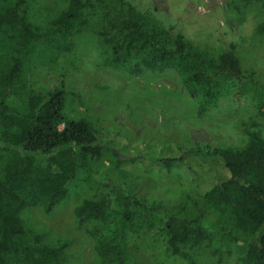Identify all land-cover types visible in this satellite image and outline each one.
Masks as SVG:
<instances>
[{"label": "trees", "instance_id": "trees-1", "mask_svg": "<svg viewBox=\"0 0 264 264\" xmlns=\"http://www.w3.org/2000/svg\"><path fill=\"white\" fill-rule=\"evenodd\" d=\"M243 16L257 5L264 36V0H232ZM90 45L107 69L129 76L173 74L204 118L240 94L254 106L243 146L140 147L86 116L66 114L68 91L29 87L30 68ZM264 81L242 65L236 46L212 50L166 26L131 0H0V264H67L70 241L38 229L37 211L51 215L76 181L95 193L74 207L94 243L95 264H143L132 238L165 241L164 254L198 264H264ZM142 166L178 171L194 187L174 203L141 197L109 177ZM211 220V221H210ZM235 245V247H232ZM226 259V260H227Z\"/></svg>", "mask_w": 264, "mask_h": 264}, {"label": "rangeland", "instance_id": "rangeland-1", "mask_svg": "<svg viewBox=\"0 0 264 264\" xmlns=\"http://www.w3.org/2000/svg\"><path fill=\"white\" fill-rule=\"evenodd\" d=\"M131 1L196 44L212 50H226L234 44L244 69L256 71L264 81V36L256 35L262 21L257 5L241 16L231 7L232 0ZM62 83L69 94L68 116H86L96 125L119 131L138 147L143 143L160 147L168 142L183 147L243 146L247 140L244 123L254 111L253 104L236 94L218 110L198 118L196 101L175 75L137 77L107 69L87 44L51 60L40 59L30 68L29 87L39 93L54 91ZM258 123L264 135V120ZM96 174L99 180L109 177L134 188L141 197L165 203L176 202L182 193L194 192L193 185L178 171L166 175L142 166L114 170L105 163L97 166ZM94 193L92 186L76 181L65 202L51 215L40 211L34 214L38 229L48 230L52 239L70 241L67 264H95L94 243L87 228H79L73 215L74 207ZM131 243L140 263L188 264L182 258L166 256L162 239L155 241L147 236L132 238ZM226 259L222 264H237L233 258ZM198 264H217V260L205 254Z\"/></svg>", "mask_w": 264, "mask_h": 264}]
</instances>
